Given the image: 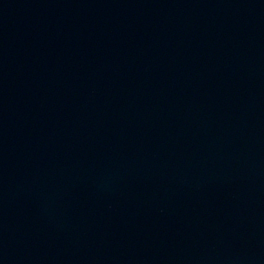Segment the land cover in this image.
Segmentation results:
<instances>
[{"label": "water", "instance_id": "1", "mask_svg": "<svg viewBox=\"0 0 264 264\" xmlns=\"http://www.w3.org/2000/svg\"><path fill=\"white\" fill-rule=\"evenodd\" d=\"M0 264H264V0H0Z\"/></svg>", "mask_w": 264, "mask_h": 264}]
</instances>
